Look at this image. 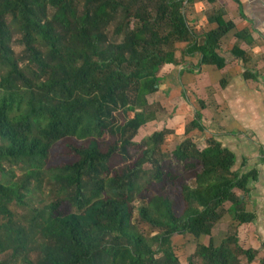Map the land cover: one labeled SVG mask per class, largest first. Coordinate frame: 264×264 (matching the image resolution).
<instances>
[{
	"label": "trees",
	"instance_id": "trees-1",
	"mask_svg": "<svg viewBox=\"0 0 264 264\" xmlns=\"http://www.w3.org/2000/svg\"><path fill=\"white\" fill-rule=\"evenodd\" d=\"M194 1L216 0H0V264H181V236L196 242L187 264L255 263L238 233L257 219L259 174L215 139L194 143L204 103L172 151L165 128L135 142L165 114L149 103L165 68L195 55L225 68L235 24L213 11V30L195 33ZM57 147L65 160L51 166Z\"/></svg>",
	"mask_w": 264,
	"mask_h": 264
},
{
	"label": "crops",
	"instance_id": "crops-1",
	"mask_svg": "<svg viewBox=\"0 0 264 264\" xmlns=\"http://www.w3.org/2000/svg\"><path fill=\"white\" fill-rule=\"evenodd\" d=\"M189 10L188 24L199 35L215 27L208 22L213 11L224 12L221 19L235 24V29L221 40L218 53L225 61V68L217 71L214 67L199 66L198 55L184 58L179 66L163 70L160 83L163 88L159 87L149 103L158 104L164 116L178 106V117L164 127L173 131L178 123L188 125L199 111L198 102H202L205 105L200 112L203 134L209 136L206 135V141L215 139L235 155L230 141L240 145L239 140L250 139L253 144L247 143L248 146L264 154V0H216L211 5L194 1ZM234 46L246 54V64L232 55ZM245 70L254 79L245 80Z\"/></svg>",
	"mask_w": 264,
	"mask_h": 264
},
{
	"label": "rangeland",
	"instance_id": "rangeland-1",
	"mask_svg": "<svg viewBox=\"0 0 264 264\" xmlns=\"http://www.w3.org/2000/svg\"><path fill=\"white\" fill-rule=\"evenodd\" d=\"M177 57L178 59L180 58L179 54ZM161 88H163V85ZM175 104L176 102H173V105ZM178 111V106H176L174 112L167 114V116L158 115L156 122L147 125L144 129L139 131L135 142L138 143L145 137L149 136L152 132L161 130L165 126L169 125L170 121L174 120L175 117H178ZM183 125L184 124L182 123H178L176 128L174 127L173 129L172 127L174 136L166 141V151H172L184 139ZM206 135L208 136V134H203L201 136L197 134L192 136V140L200 149L204 148V142H206L209 137L208 136L206 138ZM242 141H244V143H242ZM239 142L241 143L240 145H238L235 141H230L229 143L230 148L236 155V168L240 169V167L245 164V168L242 170L243 172L250 169H256L259 174V179L257 183L253 185L251 198L247 204V210L254 212L257 219L253 224L243 226L239 229V243L244 249L252 248L258 251L256 261L253 263L258 264L259 259L264 257V163L261 164L260 162L261 160H264V154L258 153L256 152L257 149L248 146L247 143L251 145L253 144V141L250 139H241ZM245 147L246 152L244 151ZM68 159H70V157ZM63 160H65V157L62 156L60 148H54L50 155L49 165L56 166ZM5 169H7V167H5ZM19 175H22V173H19ZM228 223L229 219L228 217H225L221 223L214 228L212 233L214 244L218 245L222 238L225 237ZM201 242L203 244H208L209 238H203ZM195 244V240L188 236H181L173 239L174 251L181 264H187L189 256H191L195 249ZM2 258H4V254H0V259ZM243 264H246V262L243 261Z\"/></svg>",
	"mask_w": 264,
	"mask_h": 264
}]
</instances>
